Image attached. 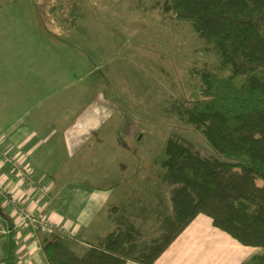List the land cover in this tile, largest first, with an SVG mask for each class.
<instances>
[{"label":"rangeland","instance_id":"374dc122","mask_svg":"<svg viewBox=\"0 0 264 264\" xmlns=\"http://www.w3.org/2000/svg\"><path fill=\"white\" fill-rule=\"evenodd\" d=\"M166 2L0 0V60H7L0 67V87L3 78L13 86L20 79L27 81L29 77H23L33 69L52 79L63 74L59 86L69 78L70 93H86L91 103L102 93L108 108L113 105L114 115L105 128L120 137L109 156L111 164L121 162L124 167L112 206L127 205L125 213L140 232V244L160 236L157 193L171 209L170 188L160 182L156 165L167 141L189 143L203 158L217 157L202 133L179 113L201 97L200 71L230 75L221 71L216 55L204 49L187 22L165 11ZM75 4L84 12L78 22L82 31L70 25ZM37 61L42 62L39 68ZM25 86L22 97L30 91ZM68 94L65 90L59 98L66 102ZM84 103L81 96L80 106ZM6 231L0 226V234ZM37 234L41 240L42 233Z\"/></svg>","mask_w":264,"mask_h":264},{"label":"trees","instance_id":"16d2710c","mask_svg":"<svg viewBox=\"0 0 264 264\" xmlns=\"http://www.w3.org/2000/svg\"><path fill=\"white\" fill-rule=\"evenodd\" d=\"M165 11L187 22L204 49L216 55L221 71L230 73L223 77L201 70V97L179 112L217 157L203 158L191 144L168 140L156 160L171 203L169 210L156 194L160 236L140 244V232L122 203L109 211L115 229L83 256L76 254L78 243L65 233L55 230L43 236L48 264H156L199 214L241 245L261 250L245 264H264V0H167ZM83 17L75 4L71 28L82 31L78 22ZM8 230L0 264H17L12 223Z\"/></svg>","mask_w":264,"mask_h":264},{"label":"crops","instance_id":"0c3cea01","mask_svg":"<svg viewBox=\"0 0 264 264\" xmlns=\"http://www.w3.org/2000/svg\"><path fill=\"white\" fill-rule=\"evenodd\" d=\"M6 61L0 60V67ZM29 71L31 74L23 77H29L27 81L20 79L13 86L9 78L8 82L3 78L0 87V226L7 230L0 234V261L2 242L12 223L17 264H48L41 252L42 239H37L23 213L74 239L78 243L74 251L83 256L91 244L112 232L109 211L124 166L121 162L111 164L109 156L120 136L116 131L113 134V128H105L114 115L107 97L99 93L91 103L86 93H70L69 78L59 86L63 74L53 80L51 74ZM25 85L30 91L22 97ZM65 90L69 93L66 102L59 98ZM260 253L258 248L241 245L217 229L211 218L199 214L156 264H245Z\"/></svg>","mask_w":264,"mask_h":264},{"label":"built area","instance_id":"2783aa9c","mask_svg":"<svg viewBox=\"0 0 264 264\" xmlns=\"http://www.w3.org/2000/svg\"><path fill=\"white\" fill-rule=\"evenodd\" d=\"M14 163L19 165V163L15 160H12ZM8 160V162H12ZM23 218L26 220L31 228L34 230V232H41L44 234H51L54 231V227H52L50 224H47L45 222H42L35 218L32 214L29 213H23Z\"/></svg>","mask_w":264,"mask_h":264}]
</instances>
